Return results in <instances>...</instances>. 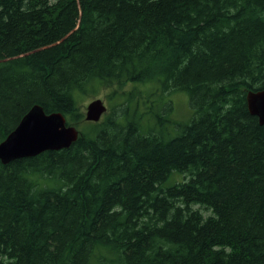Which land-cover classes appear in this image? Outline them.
<instances>
[{"label":"trees","instance_id":"16d2710c","mask_svg":"<svg viewBox=\"0 0 264 264\" xmlns=\"http://www.w3.org/2000/svg\"><path fill=\"white\" fill-rule=\"evenodd\" d=\"M146 85L186 93L191 121L141 110ZM112 86L124 102L82 128L80 101ZM250 91L264 0H0V143L36 105L80 131L0 161V264H264Z\"/></svg>","mask_w":264,"mask_h":264},{"label":"water","instance_id":"95a60500","mask_svg":"<svg viewBox=\"0 0 264 264\" xmlns=\"http://www.w3.org/2000/svg\"><path fill=\"white\" fill-rule=\"evenodd\" d=\"M247 104L251 115L258 117L261 125H264V91H250ZM106 112L107 107L103 101L97 99L87 106L85 119L98 123ZM79 135V130L68 125L63 114H46L41 106L36 105L7 139L0 143V161L8 164L47 151L67 149L78 140Z\"/></svg>","mask_w":264,"mask_h":264},{"label":"rangeland","instance_id":"374dc122","mask_svg":"<svg viewBox=\"0 0 264 264\" xmlns=\"http://www.w3.org/2000/svg\"><path fill=\"white\" fill-rule=\"evenodd\" d=\"M144 88H141L140 91H142V96H144L140 100L141 104V110L144 111L143 102L146 100L147 97H149V102L147 104V107L156 106L157 110H161L165 104L172 103V110L170 113V119L172 121H176L179 124L187 125L193 116V110L190 107L189 104V97L186 93H171L166 94L164 93L158 85H146L143 86ZM117 89V86L112 87H100L98 88V92L94 95L85 96L80 101V108L83 111V113L86 115L87 112V106L92 103L93 101L100 99L103 101L104 105L107 107V112L102 116V120H104L107 116L112 114L113 107L121 104L124 102V99L114 95V91ZM131 89V86H127L123 88V90L129 91ZM119 90V89H118ZM122 90H119L121 92ZM114 95V96H113ZM155 104V105H154ZM87 123H82L81 127L88 126ZM173 130H171L172 132ZM184 176L175 173L167 185H171L172 183L181 182L183 181Z\"/></svg>","mask_w":264,"mask_h":264}]
</instances>
